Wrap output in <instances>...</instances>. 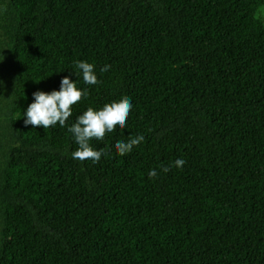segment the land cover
I'll use <instances>...</instances> for the list:
<instances>
[{"label": "trees", "instance_id": "16d2710c", "mask_svg": "<svg viewBox=\"0 0 264 264\" xmlns=\"http://www.w3.org/2000/svg\"><path fill=\"white\" fill-rule=\"evenodd\" d=\"M0 56V264H264V0H0ZM74 60L99 83L66 124L133 105L95 164L22 124Z\"/></svg>", "mask_w": 264, "mask_h": 264}, {"label": "clouds", "instance_id": "9594fccd", "mask_svg": "<svg viewBox=\"0 0 264 264\" xmlns=\"http://www.w3.org/2000/svg\"><path fill=\"white\" fill-rule=\"evenodd\" d=\"M3 59L4 57L0 56V62ZM109 68L110 65L106 64L99 71L106 72ZM72 76L79 77L84 85L99 83L94 64L85 60H74L70 73L60 77L58 90L52 89L45 92L37 89L31 93V102L21 114L23 116L22 124L26 128L39 126L47 129L57 125L66 127L77 145L76 150L71 153L72 159L81 162L90 161L95 164L105 153L102 150L94 149L91 142H103L106 135H111L114 132L122 134L133 105L127 97H122L118 101L105 103L99 109L89 106L76 116L74 122L68 125L66 121L72 116V106L88 95V89L77 87L76 78L73 80ZM2 87L3 82L0 81V88ZM143 142L144 136L138 134L135 137L129 136L127 140H118L111 145V148L116 156L123 157ZM184 163V160L177 158L169 167L180 168ZM161 171L166 173L168 167H163ZM147 175L154 178L157 176V172L155 169H150Z\"/></svg>", "mask_w": 264, "mask_h": 264}]
</instances>
